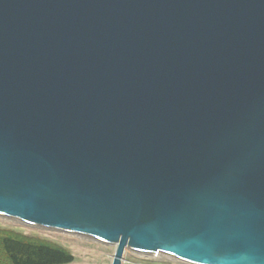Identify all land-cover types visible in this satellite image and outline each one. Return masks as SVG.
<instances>
[{
    "label": "water",
    "instance_id": "95a60500",
    "mask_svg": "<svg viewBox=\"0 0 264 264\" xmlns=\"http://www.w3.org/2000/svg\"><path fill=\"white\" fill-rule=\"evenodd\" d=\"M0 217L264 264V0H0Z\"/></svg>",
    "mask_w": 264,
    "mask_h": 264
},
{
    "label": "rangeland",
    "instance_id": "374dc122",
    "mask_svg": "<svg viewBox=\"0 0 264 264\" xmlns=\"http://www.w3.org/2000/svg\"><path fill=\"white\" fill-rule=\"evenodd\" d=\"M0 227L26 236L38 237L62 246L71 252L74 260L67 264H111L116 247L94 241L84 236L66 232L47 230L0 217ZM122 264H189L176 260L166 253L156 255L138 252L129 248Z\"/></svg>",
    "mask_w": 264,
    "mask_h": 264
},
{
    "label": "trees",
    "instance_id": "16d2710c",
    "mask_svg": "<svg viewBox=\"0 0 264 264\" xmlns=\"http://www.w3.org/2000/svg\"><path fill=\"white\" fill-rule=\"evenodd\" d=\"M74 256L50 241L0 227V264H67Z\"/></svg>",
    "mask_w": 264,
    "mask_h": 264
},
{
    "label": "bare ground",
    "instance_id": "6f19581e",
    "mask_svg": "<svg viewBox=\"0 0 264 264\" xmlns=\"http://www.w3.org/2000/svg\"><path fill=\"white\" fill-rule=\"evenodd\" d=\"M129 248H130V247L126 248V250L129 249ZM126 250H125V253H124V257H125V254H126ZM159 253H162V252H159ZM159 253H158V254H159ZM124 257H123V259H122V263H123Z\"/></svg>",
    "mask_w": 264,
    "mask_h": 264
}]
</instances>
